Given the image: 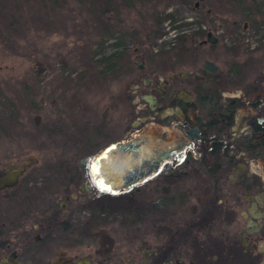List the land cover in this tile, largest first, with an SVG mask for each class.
Masks as SVG:
<instances>
[{
	"label": "rangeland",
	"instance_id": "obj_1",
	"mask_svg": "<svg viewBox=\"0 0 264 264\" xmlns=\"http://www.w3.org/2000/svg\"><path fill=\"white\" fill-rule=\"evenodd\" d=\"M261 30L264 0H0V176L23 170L14 187L0 190V223L40 222L42 213L58 210L71 223L56 232L66 239L123 240L117 244L125 249L127 239L170 234L179 264H203L229 239L232 261L204 264H244L236 240L264 241V218L245 227L238 214L244 204L229 197L231 183L224 187L230 201L224 232L200 235L187 246L170 222L192 217V202L187 211L173 208L175 214L166 216L152 208L149 181L140 192L111 195L96 181L94 165L118 142L155 133L169 138L150 120L127 133L144 113L137 110L142 102L133 104L148 90H134L138 78L192 69L208 54L225 72L235 69L231 78L242 79L245 65L264 63V43L251 50L243 42ZM208 31L219 38L214 49L199 45ZM156 160L143 145L120 146L114 155L116 167L131 168L126 177Z\"/></svg>",
	"mask_w": 264,
	"mask_h": 264
},
{
	"label": "flooded vegetation",
	"instance_id": "obj_2",
	"mask_svg": "<svg viewBox=\"0 0 264 264\" xmlns=\"http://www.w3.org/2000/svg\"><path fill=\"white\" fill-rule=\"evenodd\" d=\"M216 38L215 43L204 39L199 45H210L214 49L219 44V38ZM209 52L213 53L212 50ZM203 57L192 69L177 68L165 75L150 72L138 78L133 86L135 91L141 86L148 90L140 93L133 102H142L137 110H144V113L137 117V123L130 125L127 133L150 120L153 128H159L169 137L162 140L163 137L159 138L155 133V137L137 136L133 142L148 147L157 155L156 163L147 168H152L153 174L128 189L117 191L114 189L124 182L134 181L139 173L126 177L131 168L116 167L114 156L106 159L102 166L94 165L96 181L111 195L128 190L140 192V185L149 181L150 195L155 197L150 205L153 209H163L166 216L175 214L173 208L187 211L192 202V217H186L182 223L170 222L176 235L186 238L184 244L187 246L200 235L207 238L214 232H224L222 222L230 207L224 192L226 183L232 184L229 197L238 206L244 204L243 209L238 208V214L245 227H254L264 218V63L245 65L248 68L244 70V77L233 79L231 74L235 69L227 73L210 55ZM208 62L217 69L206 71ZM180 91L183 93L178 96ZM144 96L151 102H146ZM164 180L168 186L163 185ZM172 181L177 183L171 186ZM79 188L90 193L86 187ZM30 214L31 209L23 215ZM39 220L0 223V264L180 263L177 239H172L170 234L166 239L152 241L127 239L128 246L124 249L117 244L123 240L66 239L60 236L56 232L68 231L71 223L58 210L48 215L42 213ZM236 241L242 248L240 254L244 264H264V241H252L247 245ZM251 246L257 249L256 255H251L248 250ZM222 247L220 252L203 255L201 259L231 262L233 247L229 239Z\"/></svg>",
	"mask_w": 264,
	"mask_h": 264
},
{
	"label": "water",
	"instance_id": "obj_3",
	"mask_svg": "<svg viewBox=\"0 0 264 264\" xmlns=\"http://www.w3.org/2000/svg\"><path fill=\"white\" fill-rule=\"evenodd\" d=\"M205 41L206 42H209V43H215L217 41V38L210 32L208 31L205 35ZM143 65L144 63L141 62L138 66L139 69H142L143 68ZM217 69L216 66H212L211 63H206L205 65V70L206 71H212V70H215ZM183 93V91H180L178 93V96H181V94ZM143 99L146 101V102H151L150 101V98L147 97V96H144ZM135 139L133 140H129V141H121V142H118L114 145H123V144H130V146H136L138 145V142L136 143H133ZM29 164V162H25L23 167L25 168L27 165ZM23 172L22 169H17V168H13L12 170H10L8 173H6L5 175L1 176L0 177V189H3V188H9V187H14L17 182H18V176ZM139 181L137 182H134L133 184H131L128 188L134 186L136 183H138ZM128 188H125V189H128Z\"/></svg>",
	"mask_w": 264,
	"mask_h": 264
},
{
	"label": "bare ground",
	"instance_id": "obj_4",
	"mask_svg": "<svg viewBox=\"0 0 264 264\" xmlns=\"http://www.w3.org/2000/svg\"><path fill=\"white\" fill-rule=\"evenodd\" d=\"M123 145H127V144H123ZM123 145L121 144V145H114V146L109 147V149L104 154V157H102L101 159H99L97 161V165L102 166L106 162V159H113L112 157L115 155L116 150L118 148H120V146H123ZM146 148H148V147H146ZM100 170H101L100 167H97V171L100 172ZM153 172H154V170H152V168L147 169L146 171H141L139 173V177L134 179V181L130 180L128 182H124L119 188L114 189V190L118 191L120 189L128 188L134 182L141 181V180L145 179V177L150 176L151 174H153Z\"/></svg>",
	"mask_w": 264,
	"mask_h": 264
},
{
	"label": "built area",
	"instance_id": "obj_5",
	"mask_svg": "<svg viewBox=\"0 0 264 264\" xmlns=\"http://www.w3.org/2000/svg\"><path fill=\"white\" fill-rule=\"evenodd\" d=\"M171 36L169 38L174 37V33L170 32ZM169 34V35H170ZM244 44H247V47L251 50L257 48L261 43H264V30H261V32H252L249 35H246L243 38Z\"/></svg>",
	"mask_w": 264,
	"mask_h": 264
},
{
	"label": "trees",
	"instance_id": "obj_6",
	"mask_svg": "<svg viewBox=\"0 0 264 264\" xmlns=\"http://www.w3.org/2000/svg\"><path fill=\"white\" fill-rule=\"evenodd\" d=\"M201 263H203V264H204V263H208V262H207V261H202Z\"/></svg>",
	"mask_w": 264,
	"mask_h": 264
},
{
	"label": "snow or ice",
	"instance_id": "obj_7",
	"mask_svg": "<svg viewBox=\"0 0 264 264\" xmlns=\"http://www.w3.org/2000/svg\"><path fill=\"white\" fill-rule=\"evenodd\" d=\"M107 191H111V189H106Z\"/></svg>",
	"mask_w": 264,
	"mask_h": 264
}]
</instances>
